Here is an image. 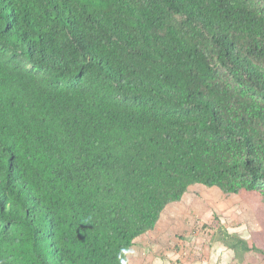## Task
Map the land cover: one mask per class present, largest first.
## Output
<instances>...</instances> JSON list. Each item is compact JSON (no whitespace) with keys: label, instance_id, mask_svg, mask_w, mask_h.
I'll return each mask as SVG.
<instances>
[{"label":"trees","instance_id":"obj_1","mask_svg":"<svg viewBox=\"0 0 264 264\" xmlns=\"http://www.w3.org/2000/svg\"><path fill=\"white\" fill-rule=\"evenodd\" d=\"M196 185L264 198V0H0V264H129Z\"/></svg>","mask_w":264,"mask_h":264},{"label":"rangeland","instance_id":"obj_2","mask_svg":"<svg viewBox=\"0 0 264 264\" xmlns=\"http://www.w3.org/2000/svg\"><path fill=\"white\" fill-rule=\"evenodd\" d=\"M248 245L241 247L234 240ZM236 241V240H235ZM254 243L257 250L251 249ZM129 264H264V198L191 186L138 237Z\"/></svg>","mask_w":264,"mask_h":264},{"label":"crops","instance_id":"obj_3","mask_svg":"<svg viewBox=\"0 0 264 264\" xmlns=\"http://www.w3.org/2000/svg\"><path fill=\"white\" fill-rule=\"evenodd\" d=\"M152 231H153V230H152ZM133 246H134V245H133ZM133 246L130 248V250L133 248ZM130 250H129V251H130Z\"/></svg>","mask_w":264,"mask_h":264}]
</instances>
